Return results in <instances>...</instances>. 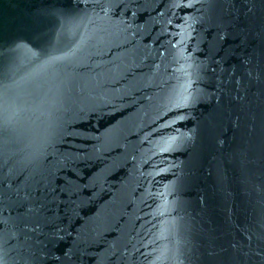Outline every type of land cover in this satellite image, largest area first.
<instances>
[{"label": "water", "instance_id": "1", "mask_svg": "<svg viewBox=\"0 0 264 264\" xmlns=\"http://www.w3.org/2000/svg\"><path fill=\"white\" fill-rule=\"evenodd\" d=\"M0 264H264V0H0Z\"/></svg>", "mask_w": 264, "mask_h": 264}]
</instances>
